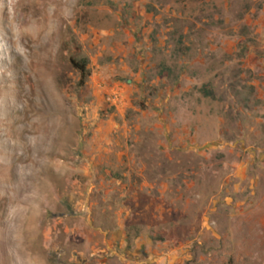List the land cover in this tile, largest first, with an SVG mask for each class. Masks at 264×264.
Returning <instances> with one entry per match:
<instances>
[{"label":"rangeland","instance_id":"374dc122","mask_svg":"<svg viewBox=\"0 0 264 264\" xmlns=\"http://www.w3.org/2000/svg\"><path fill=\"white\" fill-rule=\"evenodd\" d=\"M0 264H264V0H0Z\"/></svg>","mask_w":264,"mask_h":264},{"label":"trees","instance_id":"16d2710c","mask_svg":"<svg viewBox=\"0 0 264 264\" xmlns=\"http://www.w3.org/2000/svg\"><path fill=\"white\" fill-rule=\"evenodd\" d=\"M71 63L73 64L74 68L79 72L81 77V84L85 82L91 75L90 69L88 67L89 61L87 58H80V59H72ZM205 96L207 97H214L213 92L209 89L208 85L202 87Z\"/></svg>","mask_w":264,"mask_h":264},{"label":"crops","instance_id":"0c3cea01","mask_svg":"<svg viewBox=\"0 0 264 264\" xmlns=\"http://www.w3.org/2000/svg\"><path fill=\"white\" fill-rule=\"evenodd\" d=\"M122 223H123V220L121 219V217H115L114 219L111 218V219L106 220V225L104 224L102 229H99L101 234L103 235V241L105 244H107V246H108V244L113 243L115 241L113 238V234L119 233L117 231L116 233L114 232L112 234L111 229H108V227L109 226H111V228H114L116 226L122 227V225H123Z\"/></svg>","mask_w":264,"mask_h":264}]
</instances>
